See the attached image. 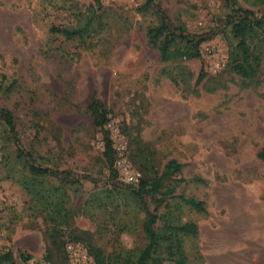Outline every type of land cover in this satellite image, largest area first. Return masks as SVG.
Here are the masks:
<instances>
[{"label":"rangeland","instance_id":"374dc122","mask_svg":"<svg viewBox=\"0 0 264 264\" xmlns=\"http://www.w3.org/2000/svg\"><path fill=\"white\" fill-rule=\"evenodd\" d=\"M155 1L191 34L218 31L201 59L161 60L147 0H0V76L14 85L0 89V107L37 165L78 180L34 176L1 125L0 255L67 264L75 243L93 264H136L146 214L125 187L151 184L175 160L182 171L148 198L162 238L150 264H264V30L262 67L246 80L228 65L237 41L224 29L227 0ZM234 2L264 13V0ZM78 27L83 37L62 33ZM94 96L109 112L115 175L88 112ZM187 223L196 235L169 228Z\"/></svg>","mask_w":264,"mask_h":264},{"label":"trees","instance_id":"16d2710c","mask_svg":"<svg viewBox=\"0 0 264 264\" xmlns=\"http://www.w3.org/2000/svg\"><path fill=\"white\" fill-rule=\"evenodd\" d=\"M232 5V12L224 21V29L231 28V33L237 41L236 45L232 46L229 51V68L233 73L246 80H255L262 67L261 56L263 54V42L260 40V31L264 30V13L258 16L254 11L241 8L236 5L234 0H227ZM149 7L155 10L158 16V25L149 29L150 42L158 48L162 61L171 60H194L201 59V45L217 35L218 31H211L203 34H191L183 26L175 25L165 13L162 7L155 0H147L144 5L145 10ZM63 35L68 39L74 37H83L87 33L85 27L62 30ZM1 87L4 92L11 91L13 84L6 86L7 78L0 76ZM202 80V76L199 79ZM88 112L93 120L96 128L103 133L105 142L104 156L110 166L111 175H115L114 167V142L111 137L107 125L110 122L109 112L102 101L94 96L88 106ZM5 125L8 130L10 141L14 142L19 158L26 160L30 172L34 176L50 175L59 178L65 183H76L78 180L72 178L66 172L54 171L48 167L37 165L32 154L24 150L18 139V132L15 117L12 111L0 107V126ZM259 159L264 161V148L258 155ZM184 165L171 160L163 169L162 173L151 184L143 181L138 188L125 187L135 198L142 204L143 211L146 214L144 222V233L148 239L147 247L141 252L136 264H150L154 259L161 246L162 238L155 230V225L159 221L158 215L152 211L148 204V198L159 193L164 187V181L180 173ZM97 182V181H95ZM122 186V184L116 186ZM183 201L203 211V204L194 199ZM175 236L196 235L198 227L194 223L177 224L169 227ZM172 239V237H169ZM181 248V247H179ZM181 254L182 250H179ZM64 255L67 264H70V256L67 252V243L64 246ZM178 264H186L185 258H177ZM0 264H16L15 257L12 252H7L0 255ZM158 264V263H156Z\"/></svg>","mask_w":264,"mask_h":264},{"label":"built area","instance_id":"2783aa9c","mask_svg":"<svg viewBox=\"0 0 264 264\" xmlns=\"http://www.w3.org/2000/svg\"><path fill=\"white\" fill-rule=\"evenodd\" d=\"M67 252L70 256L71 264H93L90 255L84 246L70 243L67 245Z\"/></svg>","mask_w":264,"mask_h":264}]
</instances>
